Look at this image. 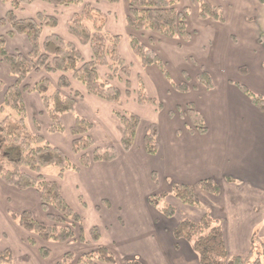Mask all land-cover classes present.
<instances>
[{
	"label": "crops",
	"instance_id": "1",
	"mask_svg": "<svg viewBox=\"0 0 264 264\" xmlns=\"http://www.w3.org/2000/svg\"><path fill=\"white\" fill-rule=\"evenodd\" d=\"M209 1L226 8H235L239 2ZM254 2L256 21L252 20V42L249 46L234 42L236 38L233 36L244 35L241 17L234 18L235 24H229L227 17L220 23L210 18L200 19L197 15H193L191 20L188 16L187 27L191 32L188 41L143 32V42L153 47L165 62L169 79L155 65L142 67L132 53L127 38L131 30L124 21L126 0L93 2L107 15L106 31L121 37L118 48L130 66V93H125L122 80L109 78V82L121 92V104L116 105L87 92L85 86L68 73L70 85L61 91L67 95L79 92L74 111L62 114L63 132H48L50 120L39 95L34 91H23L28 127L34 130L37 123L42 137L63 149L71 160L75 161L76 156L70 151L72 136L68 130L75 115L91 123L88 134L95 145L115 147L117 156L112 161L93 162L79 170L68 169L60 178L56 176L57 170L49 166L42 172L47 179L57 180L62 196L82 217L85 229L94 225L99 228L98 242L113 253L117 264H125L131 258H137L140 264H200L190 242L175 239L171 230L182 217L197 220L207 212L219 222L229 254L246 253L253 232L260 238L264 237V113L231 83L241 82L264 95V0ZM9 8L10 2H0V16ZM80 9L81 5L73 3L55 6L35 0L23 4L15 12L21 18L32 17L37 12L55 15L56 25L44 26L42 38L56 33L74 44L82 59L89 60L92 56L89 44L80 43L66 28V21ZM6 30L7 27H2L0 33ZM149 36L153 37L152 43L148 42ZM229 36L233 41L228 39ZM5 46L9 51L26 53L29 50L23 34L7 35ZM244 50L250 54L253 64L240 62L243 59L240 53ZM243 63L249 70L252 67V71L232 77L233 71ZM201 67L212 77L211 88L196 82L195 75ZM188 70H191L189 90H175L171 81L178 83L183 79L182 72ZM108 73L106 66H97L100 78H106ZM58 76L59 72L39 69L30 72L25 82L31 85L46 78L48 91H51ZM0 79L4 84L13 80L2 63ZM138 79L150 97L162 102L161 108L154 103L139 104L136 101ZM187 102H192L202 114L205 131L189 130L191 125L186 116L177 110ZM115 109L134 112L140 117L134 143L128 151L120 146L121 124L114 114ZM151 122L157 127V150L154 154L146 153L142 143L146 126ZM202 178L213 179L219 186V192L215 194L200 189L196 183ZM173 183L193 185L199 204L188 205L175 198L169 192ZM158 192H165L164 201L175 207L173 216L166 217L149 204L148 196ZM24 209L30 210L36 219L46 221L35 189H18L0 179V232L5 233L0 239V249L10 248L12 264H55L65 251L81 254L94 247V242L77 240L26 243L24 239L32 234L16 225L7 213L8 210L19 212ZM41 245L49 248L47 257L39 255L38 247Z\"/></svg>",
	"mask_w": 264,
	"mask_h": 264
},
{
	"label": "trees",
	"instance_id": "2",
	"mask_svg": "<svg viewBox=\"0 0 264 264\" xmlns=\"http://www.w3.org/2000/svg\"><path fill=\"white\" fill-rule=\"evenodd\" d=\"M33 1L35 0H0L11 4V8L0 16V28L7 27L5 33H0V63L13 77L12 82L8 84H4L0 79L2 92L0 179L18 189L27 187L35 189L39 196L40 207L46 214V221L36 219L28 209L19 212L8 210L7 213L16 225L32 234L25 239L30 245H34L37 240L57 242L77 240L95 243L92 249L81 254H74L72 251L63 252L55 264H117L113 253L98 242L99 228L94 225L85 229L82 217L62 196L57 180L47 179L42 172L43 167L54 165L57 168L56 176L60 178L68 169L79 170L93 162L112 161L117 156L115 147L95 145L88 134L91 123L75 115L73 124L68 130L72 136L70 151L76 156L75 161L71 160L63 149L48 143L42 137L37 123L34 124V130L28 127L22 94L23 91L29 90L39 95L50 120L48 132H63L65 127L62 114L74 111L79 92L75 91L72 95H67L61 91V88L70 85L68 73L81 82L87 92L120 105L121 92L117 86L109 82V78L122 80L126 87L125 93H130V66L125 62L118 48L121 37L117 33L107 32L104 28L107 15L93 4L99 0H42L55 6L69 3L81 5L80 11L72 14L66 21V28L80 43L89 44L92 56L89 60H84L77 47L60 35L49 33L42 38L44 26L56 25L55 15L42 12H37L32 17L21 18L16 15L17 8ZM126 2L127 11L124 21L131 30L127 38L132 53L142 67L155 65L168 79L165 62L153 47L143 42V32L150 31L165 37L188 41L191 32L187 27V20L189 6L192 4L196 6V15L200 19L210 18L220 23L226 19L223 7L209 0H191L190 4L183 6L180 5L179 0H126ZM12 34H23L26 37L29 43V50L26 53L9 51L6 48V36ZM152 38L151 36L147 38L149 43L153 42ZM98 65H104L109 69L106 78L98 76ZM39 69L59 72L56 85L51 91H48L46 78H41L31 85L25 82L30 72ZM237 71L246 74L249 68L246 64H240ZM182 77L183 79L178 83L171 81V85L179 92H186L189 90L191 80L185 71L182 72ZM195 79L206 88L213 86L211 75L202 67L196 73ZM231 83L264 113V95L254 92L241 82L231 81ZM135 99L139 104L154 103L158 108L162 106V102L148 95L141 79L137 82ZM177 110L186 116L191 125L190 131H205L204 118L192 102H187L183 108L177 107ZM114 114L121 124L120 146L122 150L128 151L134 143L140 117L134 112L120 109H115ZM156 134L155 123H148L142 136L143 148L148 154H154L157 150ZM152 176L155 180V175ZM196 185L204 191L215 194L219 192L218 184L211 178L199 179ZM169 192L184 204H199L193 185L173 183ZM165 196V192H158L150 194L147 200L164 216L171 217L175 213V207L164 201ZM171 233L175 239L182 238L190 242L200 264H263L264 238L258 237L253 232L246 253L229 254L221 226L208 212L203 213L197 220L182 217L174 224ZM4 236L5 233L0 232V239ZM38 252L41 257H47L49 248L41 245L38 247ZM0 264H12L10 248L0 249ZM125 264H140V261L131 258L126 260Z\"/></svg>",
	"mask_w": 264,
	"mask_h": 264
},
{
	"label": "rangeland",
	"instance_id": "3",
	"mask_svg": "<svg viewBox=\"0 0 264 264\" xmlns=\"http://www.w3.org/2000/svg\"><path fill=\"white\" fill-rule=\"evenodd\" d=\"M255 0H239V2L237 3V5H236V7L234 8V7H225V5L223 6V9H224V11H225V15H226V17L228 18V23L229 24H231V23H234L235 24V21H234V18L235 17H241V19L243 20V23H241V26H242V28H243V32H244V35L243 36H241L240 34H236V36L234 37L233 36V38H236L235 40H234V42H240V43H242V44H245V45H250L251 44V42H252V37H251V32H250V29H251V24H252V20H255L254 19V17H255V12H256V9H255V7L256 6H254V4H255V2H254ZM179 3H180V5L181 6H183V5H188L187 3H190L188 0H179ZM193 15H196L195 14V5H191V6H189V14H188V16H189V18L192 20V19H194L192 16ZM242 16H244V18L242 17ZM197 17V16H196ZM256 18V17H255ZM261 17H259V21H261V19H260ZM237 18H235V20H236ZM256 21V20H255ZM196 24V20L194 21V27L196 26L195 25ZM199 33V32H198ZM231 39V37L229 36L228 37V39ZM232 38V39H233ZM231 39V40H232ZM233 41V40H232ZM214 43V41H212V44ZM240 43H238V44H240ZM198 44V43H197ZM209 44V43H208ZM201 50V49H200ZM248 51H246V50H244L242 53H240V55H241V58H243L242 59V61H240V62H248V63H250V64H253V59L251 58V56H250V54L249 53H247ZM200 53V52H199ZM192 62V61H191ZM247 63V64H248ZM192 64V63H191ZM243 64H246V63H243ZM194 65V64H193ZM250 67V66H249ZM186 71V70H185ZM250 72L252 71V67H250V70H249ZM191 70H188L187 72H185L188 76H189V78L191 79ZM256 74H257V72H255ZM244 75V74H241V73H239L238 71H233V73H232V77H234V75H237V76H239V75ZM255 74V75H256ZM231 77V78H232ZM253 77V76H252ZM194 100H196V94H194ZM49 167H51L52 169H56L57 170V168H56V166H54V165H48ZM46 167V166H45ZM43 171H45V168L43 167ZM160 202V201H159ZM178 208V207H177ZM179 209V208H178ZM4 232V231H3ZM258 236H260L259 234H258ZM262 238V237H261ZM264 238V237H263ZM24 241H25V239H24ZM257 249H255V251H256ZM255 251H254V254H256L255 253ZM262 261H263V264H264V258H262Z\"/></svg>",
	"mask_w": 264,
	"mask_h": 264
}]
</instances>
